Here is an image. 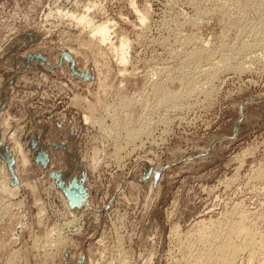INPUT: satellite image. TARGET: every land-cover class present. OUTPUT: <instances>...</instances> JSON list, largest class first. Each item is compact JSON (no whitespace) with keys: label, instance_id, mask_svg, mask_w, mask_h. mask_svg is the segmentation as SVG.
Instances as JSON below:
<instances>
[{"label":"rangeland","instance_id":"rangeland-1","mask_svg":"<svg viewBox=\"0 0 264 264\" xmlns=\"http://www.w3.org/2000/svg\"><path fill=\"white\" fill-rule=\"evenodd\" d=\"M261 170L264 0H0V264H181L240 214L264 264Z\"/></svg>","mask_w":264,"mask_h":264},{"label":"bare ground","instance_id":"bare-ground-1","mask_svg":"<svg viewBox=\"0 0 264 264\" xmlns=\"http://www.w3.org/2000/svg\"><path fill=\"white\" fill-rule=\"evenodd\" d=\"M84 16L85 15H83L82 17L78 16V17H80V18H78L79 21H80V23L81 22L84 23L85 21L86 22L87 21H90V19L89 20H86L87 17L86 16L84 17ZM78 19H76V20H78ZM142 20H144V17H142ZM83 25H86V24H83ZM87 25H89V23H87ZM95 26H96L95 28H94V26L92 27L93 28V31H94V34L98 35L99 38H101L102 43L107 42V41H109L111 39V37H110V34H111L110 33V31H111V29H110L111 28V25L110 24H108L106 22H102V24H100L98 26L95 25ZM110 43H111V41H110ZM121 43H122V45H120L121 46L120 47L121 48L120 50H122L121 51L122 52V57L121 58H122V61L125 63L126 60H127V57H126V55H127L126 52L127 51H124V49H125V47H127L126 46L127 41L122 40ZM196 54H197V52H196ZM193 55H194V53H193ZM193 57H195V56H193ZM190 59H191V57H190ZM190 59H188V60H190ZM223 59H225V58H223ZM193 60H195V59H193ZM215 68L217 69V67H215ZM220 68H221V66H220ZM235 68H236V66H235ZM245 68L246 67L242 63V66L240 68H238V70H245ZM218 72H219V70H218ZM183 73H184V71H183ZM215 74H213V75H215ZM191 89H189V90L191 91ZM185 92H186V90H185ZM192 92H190V94ZM186 94L187 93H185V95ZM188 94H189V91H188ZM143 122H145V121L143 120ZM144 127H146V125H144ZM141 130L144 131V128L143 127L140 128V130H138V132H141ZM133 135H132V137H134ZM24 158H25V156H24ZM258 174H259V175H257L258 177L264 178V170H261L260 172H258ZM240 215L238 216V219L236 217L235 220L234 219L229 220V218H228V221L225 220L223 222V224H221L222 222L221 223H219V222L218 223H215L214 226L213 227L211 226L212 228L209 229L210 230L209 233H205L204 234V232L202 231L203 234H201V235L199 234L200 236L198 237L197 242L194 241L195 243H188V244H186V247L188 248V254L189 255H187L186 259L181 264H238L239 261L243 259V258L240 259V257L244 253H248L247 254L248 257L246 259L244 258L245 259V262L242 261L241 264H259L260 263L259 253L256 250H255V252L253 251V248L255 247L254 243L257 241L256 240L257 239L256 238L257 233H256V231H255L254 228L253 229L252 228H249V227L246 226V224H244L242 222V219L244 220V218H240L241 217ZM245 223H247V222H245ZM58 242L60 243V241H58ZM199 245H201L202 247L199 246ZM261 264H263V263H261Z\"/></svg>","mask_w":264,"mask_h":264},{"label":"water","instance_id":"water-1","mask_svg":"<svg viewBox=\"0 0 264 264\" xmlns=\"http://www.w3.org/2000/svg\"><path fill=\"white\" fill-rule=\"evenodd\" d=\"M43 155H46V153H44L43 152ZM47 155H46V157H45V161L47 160ZM53 173H56V170H55V172H53ZM72 183H73V186L77 189V196H76V198H77V201L78 202H81L82 201V199L84 198L83 196H85L86 194H87V190H86V187H85V185L84 184H82V183H78V181H76V180H73L72 181ZM79 264H82V259L80 260L79 259Z\"/></svg>","mask_w":264,"mask_h":264}]
</instances>
